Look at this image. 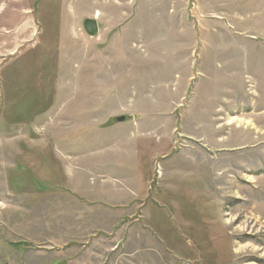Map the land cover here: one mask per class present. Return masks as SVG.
Returning <instances> with one entry per match:
<instances>
[{
    "label": "rangeland",
    "instance_id": "rangeland-1",
    "mask_svg": "<svg viewBox=\"0 0 264 264\" xmlns=\"http://www.w3.org/2000/svg\"><path fill=\"white\" fill-rule=\"evenodd\" d=\"M0 264H264V0H0Z\"/></svg>",
    "mask_w": 264,
    "mask_h": 264
},
{
    "label": "water",
    "instance_id": "water-1",
    "mask_svg": "<svg viewBox=\"0 0 264 264\" xmlns=\"http://www.w3.org/2000/svg\"><path fill=\"white\" fill-rule=\"evenodd\" d=\"M83 28H84L86 34L89 37H93L98 32L97 23L95 21H92V20H86V21H84ZM124 120H125L124 117H119V118L116 119V121L118 123H122V122H124Z\"/></svg>",
    "mask_w": 264,
    "mask_h": 264
}]
</instances>
